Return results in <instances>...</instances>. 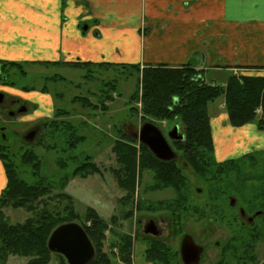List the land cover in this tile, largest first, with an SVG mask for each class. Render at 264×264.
I'll return each instance as SVG.
<instances>
[{"label": "rangeland", "instance_id": "rangeland-1", "mask_svg": "<svg viewBox=\"0 0 264 264\" xmlns=\"http://www.w3.org/2000/svg\"><path fill=\"white\" fill-rule=\"evenodd\" d=\"M10 9L0 3V65L3 62L20 63L25 73L22 74L17 68H13L6 69L3 75H0V95H3L0 103V142L4 138L3 144L16 165L19 164V155L23 149L29 148L39 156L42 162L40 178L55 186L52 194L60 193L57 187L62 184L60 180L82 164L85 156H90L98 172L94 174L89 172L86 177L78 175L69 178L61 192L72 198L73 213L79 216L74 220L75 222L81 224L85 209L90 207L107 223V230L104 232V250L108 253L110 250L113 264H123L119 258L120 243L117 238L120 233L131 237L134 243L131 256L133 264H153L147 262L144 257V251L150 242L168 246L171 249L170 253L175 254L172 264H182L179 245L185 234H189L195 242L205 246L201 264H264V240L245 239V234L254 229L264 237V218L258 217L250 228L242 223L238 213L239 207H243L248 214L256 210H264V148L259 133L263 129H258L256 122L250 123L247 126L256 128L259 135H256L257 132L255 134L250 132V136L242 137L247 127H233L229 124L225 116L223 98L216 99L209 104L208 113L213 117V135L217 141L219 140L217 144L224 146L226 143L237 144L236 150L228 154L221 151L222 156L227 155L221 157L222 160L217 158L214 151L208 153L210 169H215V161L239 158L245 153L253 154L254 157H247L242 163L240 162L237 170L217 176L218 180L215 181L211 174L203 177L185 164L182 172L188 186L180 192V197L185 198L184 202L187 203L189 210L186 214L181 213L180 227L172 225L168 211L153 210L150 206L160 201L175 200L178 197L176 192L171 188L152 189L154 182L153 173L150 171L143 172L140 179L137 174L133 200L135 202L138 199L143 203L142 209L134 210L132 205V216L125 219L123 216L130 211V207L123 203L126 192L118 187L113 173L118 168L113 146L116 141L121 140L119 132H125L126 124H131L137 131L145 122H151L162 131L173 151L180 157L182 151L178 150L167 137L169 130L178 123L155 121L151 118H146L149 121L144 120L140 102V73H136L133 69H122L115 64V68L107 69L105 64L110 61L102 58L100 61L104 62L103 64L93 63L96 65L83 68L43 63L59 61L57 58L67 55L72 46L82 51V44L91 34L87 30V24H74L81 36L78 38L69 36L73 40L62 38L60 21L57 25L43 24L47 27V31H43V37L38 39L35 38L37 29L34 28L35 24L32 21L16 23L15 26L10 24L12 19H8L7 16ZM36 9L39 7L31 6L25 11L28 12L27 14L35 15ZM60 18L63 19L62 16ZM64 23L61 22L63 25ZM89 26L93 27V24L90 23ZM98 44L104 45L105 41ZM42 51L44 56H38L37 52ZM82 55L86 56V53L82 52ZM64 62L76 61L71 59ZM232 74L236 79H241L242 74L239 72ZM229 75L227 71L208 70L204 73L203 79L207 84L218 85L221 79L224 81ZM52 76H56L54 80L51 79ZM134 93H137L139 98L136 102L132 100ZM14 99L18 100L16 106L11 105ZM19 104L25 106V112H17ZM9 111L14 114L10 116ZM47 122L59 125L63 122L66 125L68 122L72 130L63 131L62 126H59V131H55L49 129L51 128L49 126L46 128L41 126ZM36 126L39 127L38 134L34 136L30 146L24 145V137ZM70 133H74L75 137H84L71 151L65 144ZM39 142L41 144H38ZM139 144L141 143L136 140L132 145L137 150V158ZM49 146L52 148L49 149ZM71 156H74L75 160L67 159ZM178 158L175 160L177 164L184 162L182 157H180L181 161ZM58 159H67L64 169L58 168L56 163ZM19 171L20 177L27 183H35L36 178L32 177L30 168H19ZM196 188L202 189L203 193L198 194ZM231 197L236 200L234 209L228 204ZM57 205L56 202L52 203L54 207ZM201 210L204 211L200 217L199 214L194 213ZM2 211L9 224L22 223L30 216L24 208L6 207ZM113 216L116 217V221L111 224ZM139 219L153 220L160 230L159 236L154 238L143 234V228L138 225ZM235 237L245 240L250 246L244 247L239 242L236 243ZM26 263V258L10 255L3 264Z\"/></svg>", "mask_w": 264, "mask_h": 264}, {"label": "trees", "instance_id": "trees-1", "mask_svg": "<svg viewBox=\"0 0 264 264\" xmlns=\"http://www.w3.org/2000/svg\"><path fill=\"white\" fill-rule=\"evenodd\" d=\"M43 63L74 68L96 65L82 61H44ZM105 65V68L110 69L115 68L117 64L106 63ZM119 66L122 69H133L136 73H140V102L141 112L145 116L144 120L149 121L146 118L155 121L165 120L176 122L181 126L184 139L174 144L178 150L182 151L183 163L191 166L196 174L203 177H208L207 175L211 174L215 181L218 180L217 176L227 175L237 170L240 162L242 163L247 157H254L253 154L248 153L239 158L215 161V169H210L211 163L207 154L213 153V141L208 106L222 97L229 124L233 127H241L256 122L258 129H264V75L246 74L242 75L240 80L231 75L223 87L204 82L200 71L192 69L190 64L182 67L146 66L141 70L138 65L120 64ZM13 68H17L22 74L25 73L21 69L22 64L3 62L0 65V75L2 76L6 69ZM55 77L52 76L51 79L54 80ZM132 100L133 102L139 100L137 93H134ZM62 114L65 115L63 112ZM66 123V125L64 122L59 125L47 122L41 126L45 128L49 126L51 127L49 129L55 131H59V126H62L63 131L72 130V126L68 122ZM119 135L121 140L116 141L113 146L118 165L113 173L118 187L126 192L123 203L130 207V211L126 212L123 218H131L132 208L137 211L142 209L143 203L138 199L135 202L133 200L135 178L138 174V179H140L143 172L150 171L153 173L152 189L171 188L178 196L173 201H160L155 205L152 204L151 208L168 211L171 215L172 225L179 226L181 213L186 214L189 210L187 203L184 202L185 198L180 197V192L187 189L188 186L181 163L177 164L175 160L162 162L156 159L142 144H139V157L137 158V150L135 146H132L136 139L121 131ZM68 137L65 144L69 151L75 149L84 138L83 136L75 137L74 133H70ZM3 139L0 142V161L5 172L6 184L0 193V264H3L10 255L26 258V264H66L61 255L51 253L47 249L48 236L55 227L63 223L75 222L74 220L79 218L77 214L73 213L72 198L61 192V189H64L69 178L78 175L86 177L89 172L97 173V167L91 161L90 156H85L82 164H79L71 174H67L60 180L62 184L57 186L60 193L52 194L55 191V186L45 182L39 175L42 163L40 157L29 148L23 149L19 155V164L16 165L14 159L12 161L7 147L3 144ZM30 144L24 142L26 146H30ZM67 159L73 161L75 157L71 156ZM67 159L56 161L60 170L66 167ZM19 168H30L32 177L36 178L35 183L30 184L23 180L20 177ZM54 202L58 204L56 207L52 206ZM6 207L24 208L30 213V216L22 223L9 224L2 211ZM203 211L194 213L199 214L200 217ZM84 213L80 225L95 250L94 258L90 264H113L109 254L110 250L109 253L104 250V232L107 230V223L93 208L87 207ZM115 218V216L111 217V224L115 223ZM254 230L245 234V239L264 240L260 232ZM117 238L120 243V260L123 264H133L131 256L134 243H132L131 237L120 233ZM234 239L237 241L236 243L239 242L244 247L250 246L241 238L235 237ZM170 251L171 249L165 244L150 242L144 251V257L147 262L153 264H172L175 254L172 255ZM226 251L227 249L224 252Z\"/></svg>", "mask_w": 264, "mask_h": 264}, {"label": "crops", "instance_id": "crops-1", "mask_svg": "<svg viewBox=\"0 0 264 264\" xmlns=\"http://www.w3.org/2000/svg\"><path fill=\"white\" fill-rule=\"evenodd\" d=\"M0 3L11 8L7 16L13 26L32 21L38 39L47 31L43 24L57 25L60 21L62 38L70 40L73 38L69 36H81L76 30L78 23L87 24L91 34L82 44V51L72 46L67 55L57 58L62 62L72 59L104 63L100 61L102 58L110 64L138 65L140 70L146 66L190 64L203 78L208 70L227 71L229 77L233 72L264 75V0H0ZM31 6L39 7L34 10L35 15L25 11ZM101 41L105 44H98ZM228 78L221 79L218 85L224 87ZM212 119L209 116L213 151L220 159L227 156H222L221 151L228 154L236 150L237 143L217 144ZM247 125L241 126L247 127L242 137L257 132ZM259 133L264 148V129ZM5 184L0 161V193Z\"/></svg>", "mask_w": 264, "mask_h": 264}, {"label": "water", "instance_id": "water-1", "mask_svg": "<svg viewBox=\"0 0 264 264\" xmlns=\"http://www.w3.org/2000/svg\"><path fill=\"white\" fill-rule=\"evenodd\" d=\"M35 134L36 130L29 132L24 137V140L31 142ZM129 135L146 146L156 159L162 162H170L175 159V152L172 150L162 131L153 123L145 122L137 131H133ZM167 137L174 142L183 141L184 139V135L179 133L178 125H174L169 130ZM196 192L200 194L202 190L196 188ZM229 203L233 206L235 203L234 198H230ZM240 212L243 211L241 210ZM145 233L157 234L153 222L150 223L149 229ZM47 249L51 253L61 255L66 264H90L95 255L94 247L86 232L76 222L63 223L55 227L48 236ZM202 252L203 247L195 244L189 234H185L181 238L179 255L183 264H199Z\"/></svg>", "mask_w": 264, "mask_h": 264}, {"label": "flooded vegetation", "instance_id": "flooded-vegetation-1", "mask_svg": "<svg viewBox=\"0 0 264 264\" xmlns=\"http://www.w3.org/2000/svg\"><path fill=\"white\" fill-rule=\"evenodd\" d=\"M191 67V66H190ZM192 68V67H191ZM192 69H194V68H192ZM196 70V69H195ZM2 97H3V95L1 96V100H2ZM1 100H0V103H1ZM18 104V100H16V99H14V100H12L11 101V105L12 106H16ZM23 110H25V106L24 105H20L19 104V110L17 111V112H20V111H23ZM12 114H14L13 112H10L9 111V115L11 116ZM37 128V127H36ZM35 129V128H34ZM124 130H125V132L127 133V134H131L132 132H133V127L131 126V124L129 125V126H127V124L124 126ZM38 131H39V128H38ZM179 132L180 133H182V130H181V128L179 129ZM172 143L174 142V141H171ZM179 156H178V154L176 153V157H175V160H177V158H178ZM181 157V156H180ZM180 157L178 158V159H180ZM180 161H181V159H180ZM181 165H182V167L185 169V163H183V162H181ZM232 198V197H231ZM234 200H235V198H234ZM229 202H230V199H229ZM229 204V207L230 208H235L236 207V200H235V203H234V205L233 206H231L230 205V203H228ZM243 211V212H240V211ZM238 213H239V216H240V218L242 219V223H244V224H246V226H248V227H253V225L255 224V222H256V219L259 217V218H264V210H256L255 212H253L252 214H248L246 211H245V209L243 208V207H239L238 208ZM151 222H153V224L155 225V227H156V232H157V234L156 235H153V234H150V233H145V231L147 230V229H149V225H150V223ZM138 225L139 226H141L142 228H143V234H146V235H150V236H152V237H158L159 236V234H160V230L157 228V226H156V224H155V222L153 221V220H144V219H139L138 220ZM192 237V236H191ZM193 239V238H192ZM195 242V241H194ZM195 244H197V245H199V246H202L203 247V252H204V250H205V246H203L202 244H199V243H197V242H195ZM203 252H202V256H203ZM202 256H201V258H200V261H199V264H201V260H202ZM183 264V263H182Z\"/></svg>", "mask_w": 264, "mask_h": 264}]
</instances>
